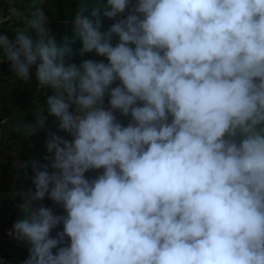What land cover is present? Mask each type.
<instances>
[{
	"label": "clouds",
	"instance_id": "1",
	"mask_svg": "<svg viewBox=\"0 0 264 264\" xmlns=\"http://www.w3.org/2000/svg\"><path fill=\"white\" fill-rule=\"evenodd\" d=\"M43 4L0 32V63L53 93L14 131L57 122L19 165L21 264H264V0L82 2L60 41Z\"/></svg>",
	"mask_w": 264,
	"mask_h": 264
},
{
	"label": "rangeland",
	"instance_id": "2",
	"mask_svg": "<svg viewBox=\"0 0 264 264\" xmlns=\"http://www.w3.org/2000/svg\"><path fill=\"white\" fill-rule=\"evenodd\" d=\"M91 4L93 0H44L43 10L47 16V27L58 41L65 35L72 36V23L81 3ZM39 3V0H37ZM18 8L24 17H12L9 23L0 26L9 39H14L16 27H23L25 17L30 16L33 0H0V14L11 16L10 8ZM113 21L104 19L102 30ZM81 47L79 41L73 45L74 51ZM83 59H103L95 53L84 57L76 55L70 62L79 64ZM31 80L27 83L17 80L9 70L7 61L0 63V264H21L28 257V246L9 235L15 221L23 216L19 207L21 199L15 193L30 187L32 170L20 168V163L40 159L46 154L44 141L48 131L57 130L54 117L48 116L46 128L31 137H24L14 131L22 120L34 122V114L38 107L45 104L50 89H39L35 79V68L30 70ZM44 115H48L47 112ZM65 135L64 133H59ZM27 172V176L25 175ZM47 198L44 204L52 206Z\"/></svg>",
	"mask_w": 264,
	"mask_h": 264
},
{
	"label": "trees",
	"instance_id": "3",
	"mask_svg": "<svg viewBox=\"0 0 264 264\" xmlns=\"http://www.w3.org/2000/svg\"><path fill=\"white\" fill-rule=\"evenodd\" d=\"M91 175H95V173H91ZM52 203V201L50 202V204ZM55 211L58 213V214H62V209H60L59 207H57L56 209H55ZM57 230H62V226H60V228L59 229H57ZM57 230H54L53 231V235H55V232L57 231ZM2 244L3 243H0V251H1V246H2Z\"/></svg>",
	"mask_w": 264,
	"mask_h": 264
}]
</instances>
